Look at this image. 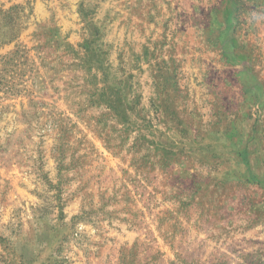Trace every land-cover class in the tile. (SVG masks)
<instances>
[{
  "label": "rangeland",
  "instance_id": "rangeland-1",
  "mask_svg": "<svg viewBox=\"0 0 264 264\" xmlns=\"http://www.w3.org/2000/svg\"><path fill=\"white\" fill-rule=\"evenodd\" d=\"M162 2L0 0V264H264V100Z\"/></svg>",
  "mask_w": 264,
  "mask_h": 264
},
{
  "label": "crops",
  "instance_id": "crops-1",
  "mask_svg": "<svg viewBox=\"0 0 264 264\" xmlns=\"http://www.w3.org/2000/svg\"><path fill=\"white\" fill-rule=\"evenodd\" d=\"M185 28V47L224 53L247 102L264 100V0H163ZM182 15V17H180ZM217 85V83H214Z\"/></svg>",
  "mask_w": 264,
  "mask_h": 264
},
{
  "label": "trees",
  "instance_id": "trees-1",
  "mask_svg": "<svg viewBox=\"0 0 264 264\" xmlns=\"http://www.w3.org/2000/svg\"><path fill=\"white\" fill-rule=\"evenodd\" d=\"M59 152H60V154L62 153L61 150H59ZM62 159H63V158L60 159V157H59V158L57 159V161H58V160L60 161V160H62ZM82 209H83V208L80 209V213H81V215H82V213L84 214V211H83ZM59 210H60L59 213H60V215L62 216V215H63V214H62V208H59ZM82 211H83V212H82ZM81 215H80V216H77V217H73V219H79V218H81Z\"/></svg>",
  "mask_w": 264,
  "mask_h": 264
}]
</instances>
